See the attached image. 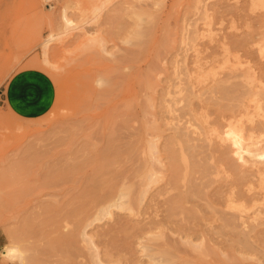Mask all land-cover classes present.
Wrapping results in <instances>:
<instances>
[{
	"label": "rangeland",
	"instance_id": "1",
	"mask_svg": "<svg viewBox=\"0 0 264 264\" xmlns=\"http://www.w3.org/2000/svg\"><path fill=\"white\" fill-rule=\"evenodd\" d=\"M106 1L102 2L107 5L104 6L105 8L102 3L95 7L99 8L101 5L103 7L99 8L97 13L92 11L94 8L92 5L85 6V3L81 4L83 2L71 0H0V90H4L3 97L6 101V106L0 107V264H30L28 261L22 263L18 257L11 259L4 256V250L14 245H20L28 256L34 255L36 248L45 250H41L44 252L41 255L44 259L43 264H98L93 259L96 250L100 258L109 261V264H264V241L262 242L261 235L253 231L241 233L229 227L223 228L222 232L214 233L216 235L214 239L221 243L211 242L214 245L210 250L203 248L205 245L189 246L181 243L180 224H183L184 214L179 213V210H182L179 208L176 210L180 214L178 216L174 205L170 204L177 191H172V195L168 197L162 195L154 201H151L150 197L155 191H162L159 189L165 190L170 186L167 184L171 177L169 167L163 166L166 168L163 171L162 164H155L159 167L156 170L162 169L164 172L155 173L156 176L158 175L157 181L161 178V182L154 181V185L151 183L152 188L149 186L151 193L148 190V193L143 194L149 183L145 175L149 157L145 137L146 111L151 110L150 104L153 101L156 104L162 101L154 94L167 90L170 83H173L175 70H185L184 60L188 63L189 70L194 73L199 66L196 64L197 67L193 62L198 57L206 56L204 58L206 62L202 60V63L199 62L200 65L204 64L207 67L209 61V64L211 60L212 63L217 62V69L220 70H216L220 75L229 74V71L230 74L240 73V67L246 65L252 67L255 63L257 65L258 59H264V5L258 4L259 0ZM85 10L89 11V16L85 15ZM66 17L69 20L66 21ZM47 40H49L48 46L45 49L44 42ZM244 40L247 41L245 48ZM239 56L243 57L242 61ZM244 56L255 57V60L246 59ZM230 59L233 62L232 60L229 62ZM250 60L253 62L251 63ZM226 61L229 63L227 64ZM234 61L237 62L236 65ZM243 61L245 62L242 66ZM231 63H234L233 66ZM193 66L194 72L191 70ZM211 66V64L207 68L202 66L206 70L199 68L198 71L201 74L206 71V75H211V72H214ZM253 68L248 69L253 72ZM207 69L210 73H207ZM194 74L193 78L198 80L200 74ZM182 76L186 78L183 73ZM208 77L210 78L207 75L206 78L209 79ZM148 78H152L154 93L152 89L148 91L145 87ZM159 78H162L161 82ZM196 79L195 82L193 79L194 83ZM241 79L237 77L230 79L232 80L230 82L227 80L225 85L221 84L219 90L223 99L217 100V104L211 103V106L204 100L209 98V92L200 91L198 94L200 86L197 83L194 85L196 87L184 83L189 88L191 86V90H195L197 95H194L191 103L187 100V103L185 101L181 103L182 107L184 106V109L181 107L182 113L186 116L183 120L192 119L193 123L201 126L196 121L193 111L201 114L210 112L214 115L217 107V112H222L211 117L214 119L211 125L216 128L217 125L215 126L214 123L218 125L221 123L222 127L219 126L223 130H230L229 127L232 126L228 131L230 133L225 130L220 132V128L215 131L216 133L212 132L216 139L214 136L213 139L210 132L204 145L200 143L207 146L203 148L207 152L213 147L214 152L212 150L210 152H216L215 155L219 153L217 156H220L226 147L230 156L235 155V158L232 156L233 159L238 158L235 161L231 157L230 159L235 163L238 161L241 165L239 169L236 168L237 165L232 167L230 159L224 156V153L221 158L215 159L220 169L226 168L223 166L225 164L230 168L226 175L224 172L221 173L222 169L218 175L216 168H213L215 174H212L211 179L213 182L215 180L216 184L217 181L220 183L222 179H227V175L232 174V171L230 173L232 168H234L233 173L237 169L236 172L239 174L235 173V177L232 174L228 183L232 184L236 181L239 186L242 185L240 180L244 176V171L247 170L245 175L250 179L257 174L261 176L254 170L263 168L251 157L253 147L255 146L256 149L259 145L253 139L244 140L247 143L251 141V144L240 143L243 142L242 135H239L240 130L244 129L247 122H251L255 116L264 112V104L260 102L257 107L263 105V110L261 108L259 111L252 110L257 112V115L254 113L252 117L250 113L249 115L243 113L244 110L237 99L242 95ZM230 86L232 88H228ZM222 88L225 90L223 91ZM207 101L211 102L210 99ZM169 102L172 101L168 100L165 104ZM192 103L199 105L193 106ZM202 103L206 105L203 108ZM231 105L238 106L239 109L235 108V110L241 109L242 112L239 111V114L237 111V116ZM228 109L230 112H227ZM187 111L190 116H187ZM224 113L227 117L232 114L234 121L231 117H224ZM261 114L258 117H261ZM121 116L124 117L123 119L129 117L128 123H125ZM245 119L248 120L242 122ZM237 120H241V123L246 122L244 127H241L242 124ZM235 122H239L240 126L238 123L235 127ZM217 131L219 134L222 133L220 137L217 136ZM225 133L228 135L222 136ZM117 134L119 135L116 136ZM205 134L204 132L203 135ZM222 137L226 140L223 141ZM234 137H238L236 138L238 141ZM233 139L237 141L238 146ZM226 141L227 144L224 143ZM213 143L221 144H218L221 146L219 150H217L218 146H212ZM262 144L264 145V141L260 146ZM243 146L245 149L241 148ZM246 146L249 148L248 152ZM261 147V151L264 150V146ZM112 152L116 154L112 156ZM239 153L243 155V160L239 159L241 156ZM263 154L264 151L260 152V156L263 157L261 165H264ZM102 155L107 157V160H102ZM218 160H226L228 163H219ZM203 162L206 160L202 159L200 165ZM243 162L249 164L244 166ZM208 164L209 161L201 168L204 169ZM254 166L257 168L255 169ZM198 167L199 164L197 167L191 166V179L188 182H195L192 180ZM180 170L179 175L183 178L185 166L181 165ZM162 176L166 178L163 177L162 180ZM257 176L255 191L260 189ZM144 178L147 179L146 186ZM164 180L167 182L165 183ZM111 185L115 189L114 192L110 191L112 198L108 201L101 194L109 191ZM245 188L249 192L247 186L241 188L242 192L246 191ZM131 190L135 196L130 195ZM122 192L126 194L125 197L122 196L123 199ZM252 193L253 191L250 194ZM93 194L98 196H95L97 199ZM258 195V203L264 205L262 201L264 196ZM119 197L121 200H132L129 198L133 197L134 203H131L130 207L134 205L135 209L132 210L129 206L109 207V204L118 201ZM158 202L161 204L158 205ZM192 203H186L184 207L191 210L194 207ZM263 205L258 206L264 208ZM103 207L108 211L102 213ZM167 207H172L173 210ZM165 208L168 209V214L173 211L177 215L170 214L171 217L174 215V218L172 217L174 224L170 222L171 217H167V212L163 211L166 210ZM50 209L52 212L49 211ZM164 215L166 218L163 217ZM52 217L53 220H59L57 225L51 220L48 223V219ZM27 218L32 220L35 230L30 237L22 241ZM177 220L179 221L174 222ZM148 221L152 222L143 227L142 223ZM161 221L168 231L163 228ZM156 226L159 227L156 231L163 228V232H155ZM84 227H87L86 234L83 233ZM151 228L153 231H149ZM175 228L177 230H174ZM57 234L66 237L64 244H54V237ZM168 239L174 242H169ZM106 249L112 250L114 255L107 257Z\"/></svg>",
	"mask_w": 264,
	"mask_h": 264
},
{
	"label": "bare ground",
	"instance_id": "2",
	"mask_svg": "<svg viewBox=\"0 0 264 264\" xmlns=\"http://www.w3.org/2000/svg\"><path fill=\"white\" fill-rule=\"evenodd\" d=\"M71 1H73V2H83V3H81V4H84L85 3V6H86V4H89V5H92L94 8H93V10L92 11H98L99 10V8H101L102 7V5H103V7L104 6H107L106 4H105V2L104 3H102L104 0H71ZM107 1H109V0H107ZM106 1V2H107ZM257 1V0H256ZM100 3H102V5L99 7V8H95L96 6H98ZM81 4H79V5H81ZM258 4H261V5H264V0H259L258 1ZM76 5H78L77 3H76ZM88 6V5H87ZM251 6V5H250ZM102 7V8H103ZM81 8V11L83 10V8H82V6L80 7ZM79 8V9H80ZM88 8V7H87ZM101 8V9H102ZM105 8V7H104ZM89 9V8H88ZM87 9V10H88ZM95 9V10H94ZM243 9V8H242ZM87 10H85V15L86 16H89V11H87ZM65 11H67V10H65ZM86 11H87V13H86ZM95 12V13H96ZM230 12H232V11H230ZM236 12V11H235ZM84 13H81V15H84ZM94 13V14H95ZM98 13V12H97ZM227 13V12H226ZM214 15V14H213ZM255 15V14H254ZM66 16V15H65ZM251 16V15H250ZM84 17V16H83ZM224 17V16H223ZM85 18V17H84ZM87 18V17H86ZM85 18V19H86ZM67 17H66V21H67ZM213 19V18H212ZM69 20V19H68ZM68 22H70V21H68ZM223 25V24H222ZM206 27V26H205ZM253 28V27H252ZM200 30H201V28H200ZM207 30V29H206ZM224 30V29H223ZM220 31V30H219ZM228 31V30H227ZM234 31V30H233ZM208 32V31H207ZM216 32V31H215ZM208 36V35H207ZM224 36V35H223ZM197 37V36H196ZM210 37V36H209ZM232 38V37H231ZM203 39V38H202ZM209 40V39H208ZM48 41L49 40H47L46 42H44V48L46 49L47 48V46H48ZM239 41V40H238ZM242 41V40H241ZM244 43H243V45H244V48H245V45L247 44L246 42V40H244L243 41ZM210 43V42H209ZM237 43V42H236ZM238 43H240V42H238ZM257 43V42H256ZM242 45V46H243ZM205 46V45H204ZM250 48V47H249ZM242 49V48H241ZM244 50V49H243ZM248 52V51H247ZM256 53V52H255ZM264 54V53H263ZM194 55V54H193ZM224 55V54H223ZM235 55V54H234ZM243 56V55H242ZM241 56V57H242ZM246 56V55H245ZM244 56V58H246V59H248L247 57H245ZM206 57V56H205ZM204 56H201V58L200 57H198L197 58V60H195V62H193V63H195V65L198 67L197 69H195V70H197L196 72H194L195 70H193L194 69V66H193V68L191 69V70H193V72L194 73H197V74H200V75H202V76H198V80L196 79V78H193L194 76H195V74L194 73H192L190 70H189V67H188V63L184 60L183 62H185L184 63V68H185V70H184V72H181V71H183V70H181V71H176L175 70V72H174V76L172 77V81H173V83L171 84L170 83V85H169V87L167 88V90L166 91H162L160 88V90L161 91H159L158 92V94H154V95H158V98H160L162 101H161V103L160 104H156L155 103V101H153V103H155V104H153L151 101H149L148 100V102H151L152 104H150L151 105V110L150 111H146V120H145V126H146V141H147V149H148V152H149V157H148V160H147V164H148V167H145L146 168V178L148 179V186L147 187H145L146 189H145V193H143L144 195L146 194V193H148V192H150L151 193V190H149L150 189V187L152 188V186H151V183H153L154 181H157V177H158V175L156 176L155 175V173H159V172H163V171H165L164 169H166V168H164L163 166H167V167H169V169H170V172H171V177H170V179H169V183H167V184H170V186H168L165 190H164V188L163 189H159V190H162V191H158V192H156L155 191V193H153V194H151V201H154L155 199H157V198H159V197H161L162 195H165L166 197H168V196H171L172 194V191H177V193L174 195L175 197L173 198L172 197V199H171V201L172 202H170V204L173 206L174 205V210L176 211L177 209H181L182 208V210H179L180 212L179 213H181V214H184L183 215V217H182V223L183 224H180V228H181V230H182V235L180 236L181 237V243H185V244H189V246L190 245H196V246H200V245H205V246H203V248H206V249H211L212 248V246L214 245H212L211 244V242H214L215 244H220L221 242L220 241H218V242H220V243H218L215 239H214V236H216V235H214V233H218V231H221L222 232V229L223 228H227V227H229V228H231L232 230H234V231H238V232H245V231H253V232H255L257 235H261L262 236V242L264 241V208H261V207H259V206H262L261 205V202H259L258 203V198H259V195L258 194H262V196H264V190L262 191V189L261 188H263L264 189V165H261V163L263 164V162H261V161H263V157H261L260 156V152H262V151H264V150H262L261 151V146H264L263 144L260 146V144L264 141V112L262 113L261 111V113H259V115L261 114L262 116L261 117H258V116H255L254 118H253V120L251 121V122H247V125H245V127L243 126L244 124H246V122L245 123H241V120L239 121V120H237V121H239L242 125H241V127L243 126L244 127V129H242V130H240V132H241V134H239V135H242V140H243V142H240V141H242L241 139H240V143H244L245 142V144L247 143L246 141H244V140H246V139H253L254 141H255V143H257L259 146H257V148L255 149L254 147H253V149H252V147H251V149L253 150V154L251 153L252 152V150H251V157L253 158L252 160H254V161H256V162H258L259 163V165L260 166H263V168L261 167H259V169H256L257 167H255V169L256 170H254V172H257V173H260L261 174V176H259L258 174V180L260 181V185L258 186V187H260V189L258 188V190L256 189V191H255V188H254V185H256L257 184V181H256V183H255V177L256 176H254L253 178H250V179H247V176L245 175V172L247 171H244L243 173H244V176L241 178V183H242V187L241 186H239L237 183H236V181H235V183H232V184H229L228 182H229V177L230 176H232V174L234 175L233 177H235L237 174H239V173H237L236 171H237V169H239L240 167H241V165H239L238 164V161H237V163H235V162H233L232 160H236V159H238L237 157H236V159H233L232 158V156H233V154L230 156V152H228V151H226V147H224L225 149H223L222 150V154L224 155V156H226L228 159H230V157L232 158V160L230 159L229 161L232 163V167L234 166V165H237L238 167H236L237 169H235V173H236V175H235V173H233L234 171V168H232L231 170H230V173H231V171H232V174H230V175H227V179H225V180H223L222 179V177H221V179H222V181H224V182H222V184H221V182L219 183V181H217V184H216V182H215V180H214V182H215V184H214V182H213V180L211 179L212 178V174H215V172L213 171V168H216V170H217V174L219 175V173H220V170L222 169H220L219 168V166L217 165V163H216V160L215 159H217V158H221L220 156H223L222 154L220 155V156H217V155H219V153H218V151L217 150H219V147H221V146H218V144H220V143H218L217 145H216V143H213L212 144V146H218V149L216 150V148H215V150L217 151V155H215L216 154V152L215 153H213L214 152V150H212V149H214L213 147H212V149H210L208 152L207 151H205L206 149H203L204 147H206L207 148V146H203L204 145V143L206 142V140L208 139V134H210V132L212 133V132H214V133H216L215 131L218 129H220L222 126H221V123L218 125V124H216V123H214L215 124V126L217 125L219 128H217V126H216V128L214 127V126H212L211 125V123L212 122H214L213 120V118H211V117H215L214 115H216L218 112H217V107L215 108V113L216 114H214L213 115V113H207V114H201V113H198V112H196V111H193V115H194V117H195V119H196V121L201 125V126H199L198 124H196V123H193L192 122V119H188L189 121H185V120H183L184 119V117H186V116H184L185 114H183L182 113V108L184 107H182V105H181V103H184V101L186 102V100L188 101V102H190L191 103V101H192V99L195 97L194 95L196 94V92H195V90H191L192 88H191V86H190V88L188 87V85H184V83H190L191 85H196V83L198 84V86H200L201 87V89H200V87L198 88L199 90V93L198 94H200V91L201 92H203V93H205V92H209V98L208 99H210L211 100V102L210 101H207L208 99H204V100H206V103H208V104H210V106H211V103L213 104V103H216V101L217 100H219L221 97H220V95H221V91L219 90V87H220V85L222 84H224L225 85V83L227 82V80L230 82V81H232V80H230V79H233V78H237V77H241L242 79V84H243V87H242V95H239L238 97L239 98H237L239 101H240V106L243 108L242 110H244L243 111V113H246L245 115H249V113L251 114V116H252V114H258L257 112H253V111H255V110H258L259 111V108H261L262 110H263V108H262V106L261 107H257V106H259V104H264V59L262 58H260V59H258V62H257V65H256V63L255 64H253V66L254 65H256L254 68H253V66L251 67V66H244V67H240L241 68V72L239 73L237 70H235V71H237L238 73H235V74H230V71H229V74H226L225 75V73L223 74L222 73V75H220V72H218L219 70L217 69V65H216V63L217 62H215V63H212V60H211V68L214 70V72H211L212 74L210 75V74H207L208 76H210V78L209 79H207L206 78V71L205 72H203V70H206V69H204L203 67H206V65L204 66V64L202 65H200V63H202V60L204 61V58H205ZM207 57H210V56H207ZM240 57V56H239ZM241 57H240V60L242 61L243 60V57H242V59H241ZM203 58V59H202ZM213 58V57H212ZM236 58H238V56L236 57ZM254 60H255V57H252ZM252 58H249V59H252ZM206 59H208V58H206ZM210 59V58H209ZM187 60V59H186ZM231 60L232 59H230V60H228L229 62H231ZM245 60V59H244ZM240 61V62H241ZM248 61V60H247ZM200 62V63H199ZM204 62H206V61H204ZM210 62V61H209ZM209 62L207 63L209 66H210V64H209ZM214 62V61H213ZM227 62V61H226ZM229 62H227V64L229 63ZM232 62H233V60H232ZM235 62V61H234ZM239 62V61H238ZM245 61H243L242 62V66H243V63H244ZM249 62V61H248ZM250 62L252 63L253 62V60L251 61L250 60ZM256 62V61H255ZM236 63L237 62H235V64L234 65H236ZM191 64V63H190ZM233 64L231 63V65L233 66ZM158 65V64H157ZM194 65V64H193ZM207 65V67H209ZM223 65H224V63H223ZM222 65V66H223ZM249 65V64H248ZM252 65V64H251ZM182 66V65H181ZM196 66H195V68H196ZM203 66V67H202ZM218 66H220V65H218ZM226 66V65H225ZM225 66H224V68L223 69H225ZM230 66V65H229ZM231 66V67H232ZM239 66H240V64H238V69H240L239 68ZM180 67V66H179ZM206 67V68H207ZM156 68V67H155ZM199 68H202V69H200V70H202V72H203V74L205 73V75L206 76H204L203 74H201L200 73V71H198V69ZM210 68V69H211ZM248 68H250L251 70H252V68H253V72H251L250 71V69H248ZM209 69V68H208ZM207 69V73H210V72H208L209 70ZM218 71H217V70ZM229 69V68H228ZM152 70H154V69H152ZM223 71H225V70H223ZM199 72V73H198ZM231 72H233V71H231ZM182 73L184 74V76H186V78H184L183 76H182ZM194 74V75H193ZM196 74V75H197ZM161 76V75H160ZM151 77H153V76H151ZM160 79H162V78H159V80ZM171 79V78H170ZM169 79V80H170ZM193 79H194V82H195V79L198 81H196V83H194L193 82ZM156 80V79H155ZM154 80V81H155ZM166 80V79H165ZM157 81V80H156ZM160 82H161V80H160ZM163 82V81H162ZM238 83V82H237ZM234 84H236V83H233V85ZM239 84V83H238ZM221 85V86H222ZM232 85V86H233ZM145 87L148 89V91H149V89L151 90L152 89V92H153V86H152V78H148L146 81H145ZM194 87H196V86H194ZM237 87V86H236ZM228 88H232L231 86L230 87H228ZM158 89V88H157ZM194 89V88H193ZM223 89V88H222ZM221 89V90H222ZM234 89V88H233ZM225 89H223V91H224ZM232 90V89H231ZM238 90H240V89H238ZM155 91H156V89H155ZM196 91H197V88H196ZM157 92V91H156ZM228 92V91H227ZM230 92V91H229ZM235 92H236V90H235ZM154 93V92H153ZM162 95H161V94ZM234 93V92H233ZM197 95V94H196ZM204 95V94H203ZM202 95V96H203ZM228 95V94H227ZM191 96H193L191 99H190V97ZM201 96V95H200ZM199 96V97H200ZM226 96V95H225ZM156 97V96H155ZM237 97V96H236ZM157 98V97H156ZM155 98V99H156ZM196 98H197V96H196ZM225 98V100H228V99H226V97H224ZM189 99V100H188ZM221 99H223V98H221ZM159 100V99H158ZM157 100V101H158ZM168 100H171L172 102H169V103H166L165 104V102H167ZM230 100H232V99H230ZM221 101V100H220ZM224 101V100H223ZM229 101V100H228ZM141 102V101H140ZM147 102V103H148ZM163 102V103H162ZM194 102V101H193ZM197 102H198V99H197ZM202 102H203V100H202ZM218 102V101H217ZM235 102H236V100H235ZM261 102V103H260ZM187 103V102H186ZM200 103V102H199ZM204 103H205V101H204ZM204 103H202L201 104V107L203 108L204 106H206V105H204ZM197 104V103H196ZM195 104V105H196ZM217 104V103H216ZM216 104H215V106H216ZM220 104V103H219ZM218 104V105H219ZM224 104V103H223ZM126 105V104H125ZM192 105L193 106H195L193 103H192ZM197 105H199V104H197ZM225 105V104H224ZM227 105V104H226ZM225 105V106H226ZM121 106V105H120ZM147 106H149V105H147ZM192 106V107H193ZM209 106V107H210ZM214 106V107H215ZM223 106V105H222ZM119 107V106H118ZM128 107V106H127ZM182 107V108H181ZM198 107V106H197ZM208 107V106H207ZM234 107V106H233ZM232 107V105H231V108H233ZM238 107V106H237ZM237 107H234V110H235V108H237ZM199 108V107H198ZM206 108V107H205ZM211 108V107H210ZM219 108V107H218ZM228 108V107H227ZM230 108V107H229ZM231 108H230V110H231ZM130 109V108H129ZM149 109H150V107H149ZM184 109V108H183ZM207 109V108H206ZM225 109V108H224ZM237 109H239V108H237ZM147 110H148V107H147ZM199 110V109H198ZM202 110V109H201ZM204 110V109H203ZM202 110V111H203ZM212 110H213V108H212ZM212 110H211V112H212ZM221 110H222V108H221ZM233 110V111H234ZM253 110V111H252ZM207 112H208V109L206 110ZM224 111V110H223ZM232 111V110H231ZM236 111V110H235ZM238 111V110H237ZM237 111H236V113L235 112H233V113H235L236 115H237ZM239 111H241V109L239 110ZM238 111V113L240 114V112ZM264 111V110H263ZM201 112V111H200ZM222 112V111H221ZM221 112H219L218 113V115L221 113ZM227 112H230L229 111V109H228V111ZM242 112V111H241ZM180 113H182L181 115H180ZM186 113V112H185ZM189 112L187 111V114H188ZM226 113V112H225ZM224 113V114H225ZM190 114V113H189ZM187 115V116H190V115ZM223 114V115H224ZM227 114V113H226ZM224 115V117L226 116L227 117V115ZM235 114H233V117H235L236 115ZM254 114V115H255ZM209 115H211V116H209ZM213 115V116H212ZM230 115V114H229ZM235 115V116H234ZM244 115V116H245ZM120 116V115H119ZM238 116V115H237ZM240 116V115H239ZM250 116V117H251ZM123 116H121V118H122ZM210 117V118H209ZM219 117V116H218ZM229 117H231V120H233V118H232V114L229 116ZM229 117H227V118H229ZM248 117V116H247ZM247 117H245V118H247ZM253 117V116H252ZM251 117V118H252ZM124 118V117H123ZM122 118V120H125V123H128L127 121H129L128 119H129V117H128V119H127V117L125 118V119H123ZM236 118V117H235ZM240 118V117H239ZM249 118V117H248ZM250 118V119H251ZM185 119H187V118H185ZM210 119H212V121L210 120ZM222 120H223V117L221 118ZM131 120V119H130ZM191 120V121H190ZM221 120V121H222ZM229 121H230V119H228ZM246 120H248V119H245V120H243L242 122H244V121H246ZM216 121V120H215ZM234 121V120H233ZM232 121V122H233ZM131 122V121H130ZM218 122V121H217ZM238 122V123H239ZM120 123H122V121L120 120ZM224 123H226L225 121H224ZM223 122H222V124H224ZM238 123H234V126H235V124L237 125ZM240 123H239V126H240ZM213 124V123H212ZM122 125V124H121ZM129 125V124H128ZM225 125H227V124H225ZM229 125V124H228ZM118 126H119V124H118ZM118 126H116V128L118 127ZM123 126V125H122ZM230 126V125H229ZM239 126H237V127H239ZM125 127H127V126H125ZM236 127V126H235ZM120 128H121V126H120ZM123 129H124V127H122ZM121 128V129H122ZM225 128V127H224ZM231 128H232V126H231ZM231 128L229 127V129L231 130ZM234 128V127H233ZM120 129V131H122ZM227 129H228V127H227ZM236 129V128H235ZM239 129H240V127H239ZM117 130V129H116ZM118 130H119V128H118ZM225 130V129H224ZM222 128L220 129V132L221 131H224ZM230 130H225V131H227V133H230V132H228V131H230ZM237 131H238V133H239V130L238 129H236ZM236 130H235V132H236ZM113 131V130H112ZM111 131V132H112ZM233 131V130H232ZM117 132V131H116ZM204 132L206 133L205 135H203L204 134ZM218 132V131H217ZM124 133V132H123ZM214 133H212V137L214 136ZM224 133V132H223ZM232 133V132H231ZM233 133H234V131H233ZM232 133V135H234V134H236V133H234L233 134ZM112 134H113V132H112ZM115 134V133H114ZM222 133H220L219 134V132H218V135L217 136H219V135H221ZM119 134H117L116 136H118ZM216 135V134H215ZM224 135H226V133L225 134H223L222 136H224ZM228 135V134H227ZM226 135V136H227ZM229 136H230V134H229ZM237 136V135H236ZM215 137V136H214ZM214 137H213V139H214ZM220 137V136H219ZM225 137V136H224ZM224 137H222L223 138V141H225L224 140ZM114 138V137H113ZM221 138V139H222ZM232 138H233V136H232ZM235 138V137H234ZM236 138H238V137H236ZM235 138V139H236ZM215 139H216V137H215ZM161 140H163L161 143H160V141ZM218 141H219V139H217ZM232 140V139H231ZM234 140V139H233ZM237 140V139H236ZM236 140H234V142H236L235 144H237V141ZM221 141V140H220ZM223 141H222V143H223ZM202 142V144H200ZM215 142H217V141H215ZM238 142V143H239ZM251 142V141H250ZM247 143V144H251V143ZM224 143H228L227 141L226 142H224ZM253 143V142H252ZM254 143V144H255ZM132 144V143H131ZM226 144H224V145H226ZM235 144H234V146H235ZM221 145V144H220ZM224 145H222V147L224 146ZM229 145H231V142H230V144ZM233 145V144H232ZM227 146V145H226ZM237 146H238V144H237ZM241 146V145H240ZM249 146V145H248ZM209 147V146H208ZM229 147V146H228ZM231 147V146H230ZM245 146H243V147H241V148H244ZM260 149H259V148ZM131 148V147H130ZM211 148V147H210ZM239 148V147H238ZM240 148V149H241ZM246 148H247V146H246ZM109 149V148H108ZM107 149V150H108ZM120 149V148H119ZM221 149V148H220ZM228 149V148H227ZM230 149V148H229ZM233 149V148H232ZM235 149H236V147H235ZM245 149V148H244ZM248 149L249 148H247V152H248ZM115 150V149H114ZM213 151V152H210V151ZM236 150H238V149H236ZM260 150V151H259ZM225 151V152H224ZM230 151V150H229ZM233 151V150H232ZM132 152V151H131ZM234 152L236 153V151L234 150ZM233 152V153H234ZM243 153L244 151H240V153ZM246 152V155L248 154ZM239 153V155H241ZM245 153V152H244ZM243 153V154H244ZM103 154V153H102ZM114 154H116L115 152H114ZM113 154V152H112V156L114 155ZM131 154V153H130ZM237 154V153H236ZM108 155V154H107ZM207 157H206V156ZM215 156H217V157H215ZM243 155H241L240 156V158L239 159H241V160H243L242 157ZM263 156H264V154H263ZM101 157V156H100ZM234 158H235V155L233 156ZM102 160H107V157H105L104 155H102ZM250 158V157H249ZM130 159V157L128 158V160ZM206 160V162L208 163V161H209V164L207 165V166H204V169H202L201 167H202V165H204V164H206V162H203L202 163V165H200L201 164V160ZM223 159H226V158H223ZM222 159V160H223ZM167 160V161H166ZM220 160V159H219ZM218 160V161H219ZM219 161V163L220 162H227L228 163V161H226V160H224V161ZM249 159H248V157H247V161H248ZM110 161V160H109ZM115 162V161H114ZM242 162V161H241ZM111 163V162H110ZM162 164V167H163V171H162V169H160V170H156V169H159V167H157L155 164ZM225 163H223V164H225ZM244 163V164H243ZM243 163H241V164H243L244 166H245V164L246 165H248L249 163H245V162H243ZM254 163V162H253ZM252 163V164H253ZM257 163V164H258ZM199 164V167H198V170L196 171V173H194L195 174V177L193 178L194 180H192V181H195V182H191V181H189L188 182V180L189 179H191V172H190V168H191V166L193 165H196V167H197V165ZM256 164V163H255ZM181 165H184L185 166V168H186V171H185V174H184V176H183V178H181L180 177V172H181V170H180V168H181ZM220 165H222V164H220ZM157 168H156V167ZM223 166H225L226 168H224L223 167V169H222V171H221V173L222 172H224L225 173V175L226 174H228V171H229V167L227 168V166H226V164L225 165H223ZM249 166H251V163H250V165ZM248 166V167H249ZM256 166H258V165H256ZM154 167H155V170H154ZM221 167V166H220ZM161 168V167H160ZM195 168V167H194ZM199 168H201L200 170H199ZM248 169V168H247ZM252 169H254L253 167H252ZM251 169V170H252ZM179 170H180V172H179ZM194 170V169H193ZM193 170H191V171H193ZM241 170H243L242 168H241ZM155 171H157V172H155ZM184 171V170H183ZM260 171V172H259ZM189 172H190V174H189ZM240 172V171H239ZM145 173V172H144ZM164 173V172H163ZM168 174V173H167ZM248 174V173H247ZM121 176V175H120ZM241 176V175H240ZM249 177L251 176V175H248ZM156 177V178H155ZM163 177L164 176H162V180H163ZM232 177V178H233ZM238 177V176H237ZM166 177H164V179H165ZM147 179H145L144 178V182H145V186H146V180ZM161 179V178H160ZM159 179V180H160ZM236 179V178H235ZM240 178L238 177V179L237 180H239ZM158 180V181H159ZM211 180V181H210ZM157 181V182H158ZM160 182H161V180H160ZM164 182L166 183L167 181L166 180H164ZM163 182V183H164ZM162 183V184H163ZM155 183H153V185H154ZM220 184V185H219ZM240 184V183H239ZM112 185H114V184H112ZM112 185L110 186L111 188L109 189V191H106L104 194H101V196L102 197H106L107 199H108V201H110L111 199L110 198H112V193L111 192H114V190L113 189H115L114 187L112 188ZM125 185V184H124ZM165 185V184H164ZM164 185H163V187H164ZM238 185V186H237ZM114 186H116V185H114ZM150 186V187H149ZM245 186H247V188H248V190H249V192H247V190H246V188H245V192H242V189L241 188H244ZM128 187V186H127ZM154 187V186H153ZM159 187V186H158ZM239 187H241V188H239ZM130 188V187H129ZM112 189V190H111ZM154 189V188H153ZM152 189V190H153ZM149 190V191H148ZM262 191V192H260V191ZM111 191V192H110ZM128 191V190H127ZM148 191V192H147ZM154 191V190H153ZM152 191V192H153ZM251 191H253V193L252 194H250L251 193ZM257 191H259V192H257ZM99 195H100V193H98ZM129 194V193H128ZM132 194V196L134 195L133 194V192H132V190H131V192H130V195ZM171 194V195H170ZM150 195V194H149ZM93 196H94V198H96V197H98V196H96L95 194H93ZM96 196V197H95ZM101 196H100V198H101ZM122 196L123 197H125L126 196V194L124 193V192H122L121 193V198H122ZM135 196V195H134ZM142 196V195H141ZM261 196V195H260ZM92 197V196H91ZM143 197V196H142ZM149 197V198H150ZM258 197V198H257ZM120 198V197H119ZM118 198V201L116 200V202L115 203H112V204H109V207H111V206H119V207H123V208H125V207H127V206H129L130 207V204L131 203H134L133 202V197H130L129 199H132V200H121V198L119 199ZM97 199V198H96ZM95 199V200H96ZM102 199V198H101ZM123 199V198H122ZM125 199V198H124ZM146 199V198H145ZM261 199V198H260ZM264 199V197H262V201H264L263 200ZM167 200V199H166ZM168 201V200H167ZM255 201H257V202H255ZM101 202V201H100ZM139 202V201H138ZM194 203V207L193 208H191V210H189L190 208H187V207H184V204H186V203ZM249 202H251L250 204H249ZM252 202H254V203H252ZM173 203V204H172ZM192 203V204H193ZM258 203V205H256V204ZM264 203V202H263ZM140 204V203H139ZM148 204V203H147ZM161 203L160 202H158V205H160ZM169 204V205H170ZM142 205V204H141ZM170 205V206H171ZM132 206V205H131ZM147 206H149V204L147 205ZM258 206V207H257ZM163 207V206H162ZM184 207V208H183ZM263 207H264V205H263ZM131 208V207H130ZM132 208H134V205H133V207ZM131 208V209H132ZM167 208H169V207H167ZM167 208H165L166 210H163L164 212L166 211L167 212ZM171 208V210H173L172 209V207H170ZM169 208V209H170ZM186 208V209H185ZM49 209V208H48ZM135 209V208H134ZM133 210V209H132ZM131 210V211H132ZM171 210H169V211H171ZM184 210V211H183ZM185 210H186V212H185ZM50 212H52V209H50L49 210ZM103 211H108V209L105 207H103L102 208V213H104ZM162 211V212H163ZM189 211V212H188ZM147 212H148V210H147ZM146 212V213H147ZM153 212V211H152ZM154 213V212H153ZM176 213H177V215L179 216L180 214L178 213V211H176ZM166 214V213H165ZM170 214H174V215H176L175 213H173V211H172V213H169L168 214V212H167V217L169 216V217H171V215ZM186 214H188V215H186ZM155 215V214H154ZM173 215V216H174ZM176 215V216H177ZM157 216V215H156ZM166 215H164L163 217L164 218H166L165 217ZM172 216V217H173ZM35 217V216H34ZM172 217H171V223L172 224H174L173 223V219H172ZM30 218V217H29ZM37 218V217H36ZM159 218H161V217H159ZM174 218V217H173ZM46 219V218H45ZM146 219V218H145ZM43 220V219H42ZM52 221L53 222V224H58V222H59V220L58 219H56V220H53V217L52 218H50V219H48V223H49V221ZM153 220V219H152ZM179 220H181V219H179ZM179 220H177V221H174V222H178ZM121 221V220H120ZM158 221V220H157ZM160 221V220H159ZM151 223L152 221H148V222H143L142 223V226L143 227H146L145 225L147 224V223ZM164 222H165V220H164ZM168 222V221H167ZM181 222V221H180ZM39 223V222H38ZM120 223V222H119ZM156 222H154V224H155ZM158 223V222H157ZM163 223V221H161V224ZM166 223V222H165ZM52 224V225H53ZM123 224H124V222H123ZM158 224H160V223H158ZM158 224H156V225H158ZM33 225H34V223L32 222V220H28V218H27V220L25 221V223H24V232H25V234H24V232L23 233H21V236H22V234H24V237L23 238H21V240L23 241V240H26V238L27 237H30V235L32 234V233H34L33 232V230H35V228H33ZM40 225H42V224H40ZM162 225H164L163 226V228H165V224H162ZM178 225H179V223H178ZM178 225H176V227L178 226ZM46 226V225H45ZM159 226H161V225H159ZM109 227V226H108ZM112 227V226H111ZM115 227V226H114ZM169 227V226H168ZM168 227H167V229H168ZM33 228V229H32ZM87 229V227H84V231H83V233H85L86 234V232L85 231H87L86 229ZM157 228H159V227H155V232H161L162 230H163V228H161V230L159 229L158 231H156V229ZM172 228V227H171ZM179 228V229H180ZM248 229V230H245V229ZM113 229V228H112ZM148 229V228H147ZM146 228H145V230H147ZM144 230V231H145ZM165 230H166V228H165ZM164 230V231H165ZM172 230V229H171ZM174 230H177L176 228L174 229ZM32 231V232H31ZM107 231V230H106ZM149 231H153L152 230V228H151V230H149ZM166 231H168V230H166ZM165 231V232H166ZM179 231V230H178ZM178 231H177V233H178ZM228 231V230H227ZM19 232V231H18ZM137 232V231H136ZM163 232V231H162ZM173 232V231H172ZM180 232V231H179ZM221 232H219V234L221 233ZM100 233V232H99ZM106 233V232H105ZM149 233H153L154 234V232H149ZM169 233H171V231L169 232ZM236 233V232H235ZM159 234V233H158ZM163 235L164 234H166V233H162ZM173 234V233H172ZM174 234L176 235V233L174 232ZM218 234V235H219ZM223 234V233H222ZM221 234V235H222ZM162 235V236H163ZM167 235V234H166ZM169 235V234H168ZM167 235V236H168ZM178 235V234H177ZM17 236H18V234H17ZM85 236V235H84ZM87 236V235H86ZM85 236V237H86ZM167 236H164V237H167ZM89 237V236H88ZM219 237H220V235H219ZM16 238V237H15ZM20 238V237H19ZM168 238V237H167ZM86 239V238H85ZM171 239V238H170ZM172 240V239H171ZM171 240H169L168 239V241L169 242H172ZM65 241H66V237L64 236V235H59V234H57L55 237H54V244L55 245H59V244H64L65 243ZM176 241V240H175ZM173 242H174V240H173ZM172 242V243H173ZM200 242V243H199ZM204 242L206 243V244H204ZM168 242H166V244H167ZM176 243V242H175ZM178 243V242H177ZM180 243V244H181ZM226 243V242H225ZM229 243V242H228ZM264 243V242H263ZM168 245V244H167ZM182 245V244H181ZM180 245V246H181ZM52 246V245H51ZM201 246V247H202ZM193 247H195V246H193ZM214 248H215V246H214ZM40 248H36L35 249V253H33L34 255H32V256H28L27 254H25L26 253V251H25V249L23 250V248H21L20 247V245H14V246H11V247H8V248H6L5 250H4V256H6V257H9V258H14V257H18L19 258V260L22 262V263H25V261H26V263H32V264H43V262H44V259H42L41 258V255H43L44 254V252H42V251H45V250H43V249H40ZM127 249V248H126ZM181 249V248H180ZM179 249V250H180ZM42 250V251H41ZM209 250H208V252H209ZM49 251V250H48ZM125 251V250H124ZM143 251V250H142ZM45 254H46V252H45ZM128 254V253H127ZM223 254H225V253H223ZM27 255V256H26ZM105 255L107 256V257H112L114 254H113V251L112 250H110V249H106V251H105ZM148 258V257H147ZM217 258V257H216ZM93 259H95L96 260V262L98 263V264H109L110 262L109 261H106V260H104V259H101L100 258V256H99V252H98V250H96V252H95V255H94V257H93ZM137 259V258H136ZM159 260V259H158ZM259 260V259H258ZM28 261V262H27ZM156 261V260H155ZM163 261V260H162ZM130 262V261H129Z\"/></svg>",
	"mask_w": 264,
	"mask_h": 264
},
{
	"label": "built area",
	"instance_id": "3",
	"mask_svg": "<svg viewBox=\"0 0 264 264\" xmlns=\"http://www.w3.org/2000/svg\"><path fill=\"white\" fill-rule=\"evenodd\" d=\"M4 106L3 92L0 90V107Z\"/></svg>",
	"mask_w": 264,
	"mask_h": 264
},
{
	"label": "crops",
	"instance_id": "4",
	"mask_svg": "<svg viewBox=\"0 0 264 264\" xmlns=\"http://www.w3.org/2000/svg\"><path fill=\"white\" fill-rule=\"evenodd\" d=\"M2 92H3V96H4V95H5L4 90H2ZM3 99H4V97H3ZM4 106H6V101H5V99H4Z\"/></svg>",
	"mask_w": 264,
	"mask_h": 264
}]
</instances>
